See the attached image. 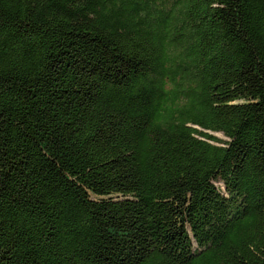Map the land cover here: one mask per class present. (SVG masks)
<instances>
[{
    "label": "trees",
    "instance_id": "16d2710c",
    "mask_svg": "<svg viewBox=\"0 0 264 264\" xmlns=\"http://www.w3.org/2000/svg\"><path fill=\"white\" fill-rule=\"evenodd\" d=\"M0 264H264V0H0Z\"/></svg>",
    "mask_w": 264,
    "mask_h": 264
},
{
    "label": "rangeland",
    "instance_id": "374dc122",
    "mask_svg": "<svg viewBox=\"0 0 264 264\" xmlns=\"http://www.w3.org/2000/svg\"><path fill=\"white\" fill-rule=\"evenodd\" d=\"M217 135H219L220 137H225V135L222 132H215Z\"/></svg>",
    "mask_w": 264,
    "mask_h": 264
}]
</instances>
